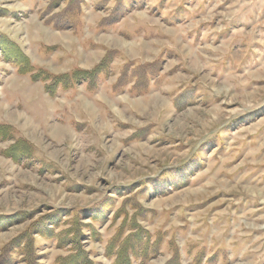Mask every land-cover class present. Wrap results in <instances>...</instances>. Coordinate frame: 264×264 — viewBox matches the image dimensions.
<instances>
[{
	"label": "rangeland",
	"instance_id": "374dc122",
	"mask_svg": "<svg viewBox=\"0 0 264 264\" xmlns=\"http://www.w3.org/2000/svg\"><path fill=\"white\" fill-rule=\"evenodd\" d=\"M2 38L54 74L106 67L51 94ZM0 124L1 259L79 212L82 248L115 264L128 210L156 241L132 264H264V0H0ZM32 236L34 264L73 251Z\"/></svg>",
	"mask_w": 264,
	"mask_h": 264
},
{
	"label": "trees",
	"instance_id": "16d2710c",
	"mask_svg": "<svg viewBox=\"0 0 264 264\" xmlns=\"http://www.w3.org/2000/svg\"><path fill=\"white\" fill-rule=\"evenodd\" d=\"M5 41L3 39L1 42L5 59L18 66V71L20 73L30 74L33 80H50L47 87L51 94L56 93L60 87L67 88L78 81L94 80L106 67L103 61L92 69L76 68L69 72L54 74L45 68L33 64L17 43L9 40ZM10 131L8 126L0 124V138L5 136L6 133H10ZM13 147V149L16 148L15 150L19 152L16 154L14 151L12 155H24L29 153V150H27L29 149L28 146L24 145L21 140H18V144ZM106 206L105 203L100 204V208L91 210L92 213L89 215L92 216L94 220H98L101 215V209L106 208ZM134 208L135 210L138 209L136 206H134ZM119 213H121V211H119ZM58 214L59 213L56 211L50 213L46 216L47 221L41 220V226L37 225L33 228V230L36 229V232L54 239L60 246L67 245L68 243L73 245V251L67 256L58 257L56 259V264H95L89 257L88 251L82 248L81 240L84 234L82 232V224H80L81 222L79 221L80 213L77 212L75 214L74 218L71 220V226L66 229H60V231L56 233L55 227L58 226L57 219L61 217ZM137 216L138 214H130L127 210L122 226L108 243L106 253L109 256L115 257V264H132V256L146 259V255L150 256L149 254L154 252L156 248V241L153 240L152 232L141 224ZM48 222L51 224L50 227H47ZM85 226L91 227L92 225L85 224ZM33 230H27L23 236L17 237L8 243L5 249V252H9V254L6 253L8 254L7 256H12V252L23 254L25 251L26 254L29 255V264H34V261H31L33 258ZM7 256L5 255L2 259L0 258V264H11L10 258H7Z\"/></svg>",
	"mask_w": 264,
	"mask_h": 264
}]
</instances>
